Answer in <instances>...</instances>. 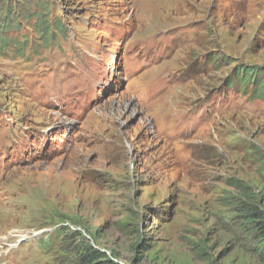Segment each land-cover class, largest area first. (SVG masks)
Masks as SVG:
<instances>
[{
    "label": "rangeland",
    "instance_id": "obj_1",
    "mask_svg": "<svg viewBox=\"0 0 264 264\" xmlns=\"http://www.w3.org/2000/svg\"><path fill=\"white\" fill-rule=\"evenodd\" d=\"M261 81L264 0H0V264H264Z\"/></svg>",
    "mask_w": 264,
    "mask_h": 264
},
{
    "label": "trees",
    "instance_id": "obj_2",
    "mask_svg": "<svg viewBox=\"0 0 264 264\" xmlns=\"http://www.w3.org/2000/svg\"><path fill=\"white\" fill-rule=\"evenodd\" d=\"M253 75L252 71H243L239 76H236V80L240 85H244L251 80ZM260 86L257 89L264 90V81H261ZM243 207V215L241 216L245 224L250 225L249 231H251L250 237L254 241L251 251L255 253L258 258L264 263V210L261 208L259 201H250ZM245 204V203H244ZM103 253L98 250H91L89 252V259H100Z\"/></svg>",
    "mask_w": 264,
    "mask_h": 264
}]
</instances>
